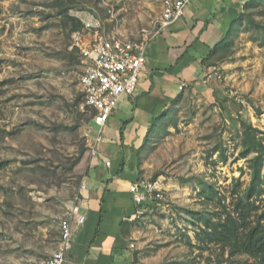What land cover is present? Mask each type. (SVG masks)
Segmentation results:
<instances>
[{
    "label": "rangeland",
    "instance_id": "obj_1",
    "mask_svg": "<svg viewBox=\"0 0 264 264\" xmlns=\"http://www.w3.org/2000/svg\"><path fill=\"white\" fill-rule=\"evenodd\" d=\"M59 1L0 0V264H40L46 241L58 233L50 225L70 203L89 153L91 111L80 107L76 31ZM64 1L68 15L84 23L78 31L85 40H148L161 8V0ZM245 11L260 26L242 16L230 53L214 64L221 78H204L213 91H181L139 152V178L165 185L164 199L136 219L139 264H256L214 244L200 248L194 233L199 213L232 210L235 177L243 186L249 180L231 121L241 117L264 131V0ZM198 178L216 188L220 202L198 194Z\"/></svg>",
    "mask_w": 264,
    "mask_h": 264
},
{
    "label": "crops",
    "instance_id": "obj_2",
    "mask_svg": "<svg viewBox=\"0 0 264 264\" xmlns=\"http://www.w3.org/2000/svg\"><path fill=\"white\" fill-rule=\"evenodd\" d=\"M247 1L191 0L183 17L148 40L135 91L120 97L104 126L92 123L79 208L84 219L72 221L73 244L65 264H139L133 242L137 208L145 212L157 204H136L128 190L139 179V152L181 91H213L204 80L208 54L225 40L233 43ZM60 218L50 225L58 233L46 241L43 259L57 246ZM40 231L43 237L50 233L47 226Z\"/></svg>",
    "mask_w": 264,
    "mask_h": 264
},
{
    "label": "built area",
    "instance_id": "obj_3",
    "mask_svg": "<svg viewBox=\"0 0 264 264\" xmlns=\"http://www.w3.org/2000/svg\"><path fill=\"white\" fill-rule=\"evenodd\" d=\"M191 0H161V8L155 18L153 36L169 27L186 13ZM152 36V37H153ZM73 46L78 50L81 62L79 84L83 95L82 109L92 112L91 122L104 126L114 111L122 95L132 94L137 86L141 67L145 62V48L148 40L121 38L116 35L102 37L94 35L85 40L79 31L74 33ZM216 65L209 66L205 75L208 81L212 76L220 79L221 73ZM183 87V84L180 88ZM109 165V162H106ZM86 184L81 180L76 187L70 203L59 221V240L56 248L40 264H65L68 252L72 248V221L83 222L80 214V202ZM136 204L157 203L164 199L165 185L162 179L139 178L128 185ZM144 213L137 208V215Z\"/></svg>",
    "mask_w": 264,
    "mask_h": 264
},
{
    "label": "trees",
    "instance_id": "obj_4",
    "mask_svg": "<svg viewBox=\"0 0 264 264\" xmlns=\"http://www.w3.org/2000/svg\"><path fill=\"white\" fill-rule=\"evenodd\" d=\"M60 1L58 2L60 13L74 21L70 31L80 30L84 23L74 16H69V4H66L64 0ZM253 1L248 0L245 3V8ZM243 15H246L248 23L253 27L260 26V23L244 10L237 20H241ZM231 46V40H225L214 46L208 54L206 64L214 65L216 61L224 59L230 53ZM257 111L261 113V109H257ZM168 115V109L164 110L159 115L158 121L165 119ZM231 122L240 135V150L236 159H245L249 180L243 186L240 177L234 178L232 210H228L224 205L215 215H211L209 212L198 214V221L201 222V225L194 231L195 238L200 248L214 244L222 251H227L229 256H246L253 259L256 264H264V131L241 117L233 119ZM238 124L240 128H238ZM85 149H87V145ZM213 150L218 151L220 161L227 159L221 147H215ZM240 172L241 174L245 172L242 167H240ZM182 180L186 182L188 178ZM198 187L200 196L206 199L216 198L219 202L221 201V195L209 181L198 178ZM135 254L136 252H134L136 261Z\"/></svg>",
    "mask_w": 264,
    "mask_h": 264
}]
</instances>
